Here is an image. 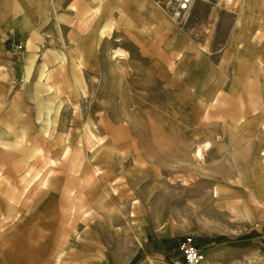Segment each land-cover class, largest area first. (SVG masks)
<instances>
[{
	"label": "rangeland",
	"instance_id": "374dc122",
	"mask_svg": "<svg viewBox=\"0 0 264 264\" xmlns=\"http://www.w3.org/2000/svg\"><path fill=\"white\" fill-rule=\"evenodd\" d=\"M253 1L252 12L264 18V0ZM56 3V11L63 13L66 9L68 15L78 8L74 0ZM67 4V8H63ZM200 4L201 7L190 8V15L186 13L179 21L181 32L193 43L196 53L205 25L212 21L209 12L213 9L221 14L220 20L213 23L208 45L211 55L209 59L206 57L203 68L209 73L212 66L216 70L213 80L220 82L222 71L218 66L226 45L235 35L236 15L226 10L223 3ZM169 6L167 2V16H162L173 20ZM200 9L205 11L203 15ZM71 18L76 22L73 15ZM71 24L72 27L67 26L62 31L61 37L66 42L70 37L79 40ZM49 32L54 40L58 39L51 14L46 16L41 34L46 37ZM161 33L157 46H153L154 39L140 42L127 36L125 39L122 33L119 35L118 40L125 39L130 50L124 68L135 71L131 73L133 79L125 82L120 91L131 92L122 99L117 85L103 81L102 75L101 84L95 90L97 101L102 103L108 101L102 89L109 93L105 128L118 126L116 118L124 106L128 107L126 111L132 116V123L119 129L122 134L107 139L100 149L97 145L91 147L94 142L84 136L89 124L97 136H100L97 130L105 131L97 115L100 110L86 106L87 110L81 91L74 87L63 88L62 84L59 87V94L70 96L71 103L78 104L71 108L65 106L59 123L51 127L43 119H36L32 101L34 79L30 78L28 84L23 81L25 64L21 56L25 43L8 44V51L15 45L20 49L16 56L9 51L12 58L18 60L19 72L4 96L0 112V157L3 155L0 158V216L5 214L7 205H11L17 217L16 222L0 226V264H174L182 260L179 246L187 237L199 249L214 243H226L234 248L255 246L259 250L258 260L264 261V205L248 201L251 216L248 222L240 213L238 195H232L228 202L206 196L214 187L233 188L230 178L235 176L236 167L232 158L242 153V133L234 149L227 146V161H221L214 148L205 156L204 171L195 170L197 168L184 162L191 160L194 148L206 139L219 137L227 143L229 117H239L240 107L206 103L196 93L188 98L189 108L186 109V93L179 92V98L174 99L177 121L164 115L159 121L134 118L136 114L137 118L138 114L142 117L154 114L153 107L160 104L158 101L156 104L160 96L171 101L168 89L161 87L167 81L158 85L152 79L160 72L168 75L172 61H183L187 54L184 45L174 53L169 48L170 32L164 27ZM263 46L261 43V48ZM57 47L59 49V45ZM188 58H193V54ZM36 62L33 67L41 63ZM246 65L250 68V62ZM137 70L142 71V79ZM89 80L85 87L88 94L92 92ZM52 81L48 80L42 89ZM18 96H22V100H18ZM221 109L223 115L219 114ZM24 129L25 134L21 135ZM159 130L163 131L162 137L155 136ZM3 133L6 134L2 136ZM255 140L254 135L250 137L252 155L239 159L241 168L245 161L251 163L257 150L253 147ZM10 144L15 146L10 147ZM9 152L14 154L13 158L7 157ZM219 166L226 169V175L217 173ZM181 179H186L188 186H184Z\"/></svg>",
	"mask_w": 264,
	"mask_h": 264
},
{
	"label": "bare ground",
	"instance_id": "6f19581e",
	"mask_svg": "<svg viewBox=\"0 0 264 264\" xmlns=\"http://www.w3.org/2000/svg\"><path fill=\"white\" fill-rule=\"evenodd\" d=\"M136 1H138V7ZM75 2L78 6L76 11L72 10L70 15H59L55 7L56 0H51V18L53 17L55 20V29L58 32L57 40L53 39L54 37L50 32L46 37L41 34V26L44 24L45 17L39 16V13L34 15L35 28L32 36L29 35V38L25 40V51L21 56V61L25 64L23 81L28 84L30 78L33 77L34 79L32 101L35 102L36 119H43L47 125L52 127L60 122L65 106L67 108L78 106V104L73 105L71 103L70 96L64 97L65 94H59L61 92L59 87L62 84L63 88L71 86L81 91L85 108L86 106L89 108L96 107L97 110H100L97 115L100 124L104 127V119L108 113L107 102H109L110 97L109 93L102 89L106 93V96L103 97L108 101L104 103L97 101L98 92L95 88L101 84L99 77L102 75L103 81L108 80L112 86L117 85L122 99H126L125 94H129L131 90L128 92L126 89L122 93L120 89L123 88L125 82L133 79L134 76L131 77V73L135 72L132 71V68L128 70L124 68V64H127L130 56L129 47L124 42L126 36L132 41L136 38L140 42H149L154 39L156 42L153 43V46H157V41L162 38L161 32L164 31L165 27L171 36L169 48L176 53L179 47L184 45L187 53L183 61L178 59L172 61V70L168 75L160 72L152 79L158 85H160L159 82L166 80V84L164 83L161 87L168 89L169 97L172 99L165 101L160 96L159 100H156V104L157 101L160 104L155 105L154 103V114H146L143 117L142 114H138V118L136 114L134 118L159 121L164 115L177 121L178 109L174 99L179 98V92L186 93V109L189 108L188 98H192L196 93L201 96V101L211 102L213 105L222 106L225 104V107H235L237 104L242 111L239 117L234 115L229 117L226 129L227 143L221 141L219 137L206 139L194 148L191 160H184V162L193 169L197 168L195 170L204 171L205 156L214 148L217 150L220 160L227 161V146L234 149L236 139L242 133L244 145L242 153L236 154L232 158V164L236 167L235 176L230 178L233 188L214 187L210 192H206V196L228 202L232 195H238L240 197L238 203L242 209L240 213L245 220L250 222L248 201L251 200L253 204L258 206L264 205V46L261 48V43H264V18L252 12L254 1L241 0L235 4L227 0L222 2L226 10L236 15V19L233 22L235 35L226 45L222 63L218 66V70L222 71L220 82L213 80L216 70L212 66L209 73L203 70L206 67V57L209 59L210 56L208 55H211L208 45L214 24L220 20L221 14L219 15L217 11L212 9L209 12L212 21L205 25L204 36L196 45L197 51L195 53L193 43L187 41L181 32L182 24L175 19L162 16L163 14L166 15L167 2L160 3L156 0H75ZM203 2L205 1L194 0L190 8ZM188 11L187 15H190V11ZM204 12L200 9L201 15ZM71 15L76 19V22L75 20L72 22ZM71 23L74 24L71 29H74L73 32H77L79 40L70 37L69 43L63 40L61 36L65 27H72ZM228 24L229 22L226 23V26ZM121 33L125 39L118 40ZM57 45H59V49H57ZM168 52L174 54L170 50ZM191 54H193V58H188ZM37 60L41 63L33 67V63ZM247 62H250L248 69ZM137 74L142 79V71L137 70ZM60 76L61 82H59ZM88 78L90 79L89 82L92 83V92L89 94L85 92ZM50 79L53 81L46 87L47 90H43L42 87ZM80 94L77 98L80 97ZM139 97L142 98V96ZM18 100H22V96H18ZM164 106L167 108L165 109ZM127 108L124 106L120 116H117L116 124L118 126L104 127L105 131L102 132L97 130L100 136L93 132L92 124H89L84 136L94 142L91 147L97 145L100 149L107 139L122 134L119 129L132 123V116L126 111ZM219 112L220 115H223L224 111L221 109ZM24 131L25 129L21 135L25 134ZM5 134L3 133L2 136ZM253 135L256 139L253 146L255 149L257 148L256 153L251 163L245 161L243 168H241L239 159L245 160L250 157L249 155H252L253 148L250 144V137ZM155 136L162 137L163 131L159 130ZM9 146L14 147L15 145L10 144ZM7 157L13 158L14 154L9 152ZM105 157L103 156L102 159ZM216 171L221 176L227 174L226 169L222 166H219ZM181 183L188 186L186 179H181ZM1 208L3 207L1 206ZM5 209V214L0 216V226L5 223H13L17 217L14 215L13 206L7 205ZM230 210L233 211L234 208ZM202 264H207L205 257Z\"/></svg>",
	"mask_w": 264,
	"mask_h": 264
},
{
	"label": "crops",
	"instance_id": "0c3cea01",
	"mask_svg": "<svg viewBox=\"0 0 264 264\" xmlns=\"http://www.w3.org/2000/svg\"><path fill=\"white\" fill-rule=\"evenodd\" d=\"M56 5L57 3L55 7ZM67 6L68 4L63 8ZM197 6L201 7V4ZM65 10L57 13L68 14ZM37 13L46 20L47 14L52 13L51 0L50 4L49 0H0V112L3 110L4 96L9 93L10 84L19 72L18 60L12 58L9 52L11 50L7 49L8 44L25 43L29 35L32 36L35 28L34 15ZM42 26L43 30L45 21ZM200 250L207 259V264H264V261L258 260L259 250L255 246L234 248L226 243H214Z\"/></svg>",
	"mask_w": 264,
	"mask_h": 264
},
{
	"label": "built area",
	"instance_id": "2783aa9c",
	"mask_svg": "<svg viewBox=\"0 0 264 264\" xmlns=\"http://www.w3.org/2000/svg\"><path fill=\"white\" fill-rule=\"evenodd\" d=\"M171 5V13L176 21H180L189 10L194 0H161ZM210 3H222L225 0H204ZM232 4L241 2V0H227ZM18 45L11 47V52L16 56L19 54ZM179 251L182 260L174 262V264H202L204 256L202 251L193 243L192 239L187 237L180 244Z\"/></svg>",
	"mask_w": 264,
	"mask_h": 264
}]
</instances>
